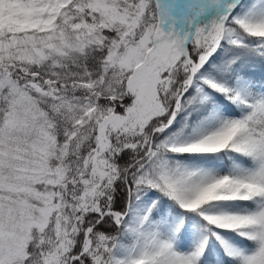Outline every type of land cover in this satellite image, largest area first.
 <instances>
[{
  "label": "snow or ice",
  "instance_id": "snow-or-ice-1",
  "mask_svg": "<svg viewBox=\"0 0 264 264\" xmlns=\"http://www.w3.org/2000/svg\"><path fill=\"white\" fill-rule=\"evenodd\" d=\"M0 264H264V0H0Z\"/></svg>",
  "mask_w": 264,
  "mask_h": 264
}]
</instances>
